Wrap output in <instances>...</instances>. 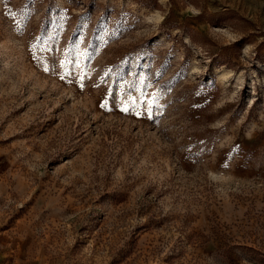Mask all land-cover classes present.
<instances>
[{
	"label": "rangeland",
	"instance_id": "1",
	"mask_svg": "<svg viewBox=\"0 0 264 264\" xmlns=\"http://www.w3.org/2000/svg\"><path fill=\"white\" fill-rule=\"evenodd\" d=\"M0 264H264V0H0Z\"/></svg>",
	"mask_w": 264,
	"mask_h": 264
},
{
	"label": "snow or ice",
	"instance_id": "2",
	"mask_svg": "<svg viewBox=\"0 0 264 264\" xmlns=\"http://www.w3.org/2000/svg\"><path fill=\"white\" fill-rule=\"evenodd\" d=\"M106 105H102V107H105ZM122 111H129L130 109L128 107H122L121 108ZM137 115H140L139 112L136 113Z\"/></svg>",
	"mask_w": 264,
	"mask_h": 264
}]
</instances>
